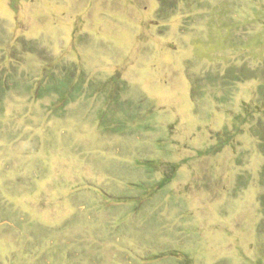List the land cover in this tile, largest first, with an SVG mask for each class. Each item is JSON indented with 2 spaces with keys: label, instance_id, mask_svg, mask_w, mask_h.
Segmentation results:
<instances>
[{
  "label": "rangeland",
  "instance_id": "obj_1",
  "mask_svg": "<svg viewBox=\"0 0 264 264\" xmlns=\"http://www.w3.org/2000/svg\"><path fill=\"white\" fill-rule=\"evenodd\" d=\"M0 264H264V0H0Z\"/></svg>",
  "mask_w": 264,
  "mask_h": 264
},
{
  "label": "trees",
  "instance_id": "obj_2",
  "mask_svg": "<svg viewBox=\"0 0 264 264\" xmlns=\"http://www.w3.org/2000/svg\"><path fill=\"white\" fill-rule=\"evenodd\" d=\"M64 98H65L64 96L61 97V99H64Z\"/></svg>",
  "mask_w": 264,
  "mask_h": 264
}]
</instances>
